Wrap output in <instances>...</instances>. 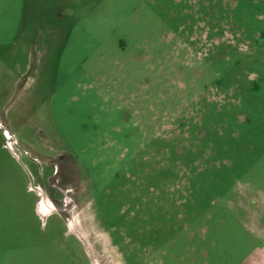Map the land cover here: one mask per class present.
Segmentation results:
<instances>
[{"label":"rangeland","instance_id":"obj_1","mask_svg":"<svg viewBox=\"0 0 264 264\" xmlns=\"http://www.w3.org/2000/svg\"><path fill=\"white\" fill-rule=\"evenodd\" d=\"M94 260L264 264V0H0V264Z\"/></svg>","mask_w":264,"mask_h":264},{"label":"bare ground","instance_id":"obj_2","mask_svg":"<svg viewBox=\"0 0 264 264\" xmlns=\"http://www.w3.org/2000/svg\"><path fill=\"white\" fill-rule=\"evenodd\" d=\"M93 257H94V256H93ZM96 262H97V261H96V260H94V261H93V264H96Z\"/></svg>","mask_w":264,"mask_h":264},{"label":"crops","instance_id":"obj_3","mask_svg":"<svg viewBox=\"0 0 264 264\" xmlns=\"http://www.w3.org/2000/svg\"><path fill=\"white\" fill-rule=\"evenodd\" d=\"M28 68H29V67H28V64H27V68H25V70L28 69ZM25 70H24V71H25Z\"/></svg>","mask_w":264,"mask_h":264}]
</instances>
